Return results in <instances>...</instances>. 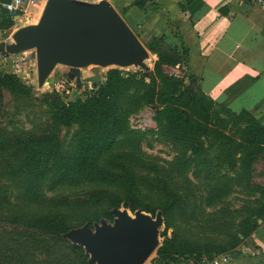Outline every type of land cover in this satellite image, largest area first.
I'll list each match as a JSON object with an SVG mask.
<instances>
[{
    "label": "trees",
    "instance_id": "obj_1",
    "mask_svg": "<svg viewBox=\"0 0 264 264\" xmlns=\"http://www.w3.org/2000/svg\"><path fill=\"white\" fill-rule=\"evenodd\" d=\"M200 3L201 0H181L179 8L193 12ZM134 6L143 12V17L132 28L139 38L137 29L153 13L167 16L171 28V33L153 35L142 41L157 55L152 74L147 77L141 68L137 73L128 74L120 67H111L102 83L86 87L81 94L76 92L70 104L59 95L46 96L54 108L52 115L56 126L78 128L73 139L68 146L64 145L56 129L41 135L21 136L17 141V162L7 168V174L22 186L18 196L32 202L42 200L45 187L55 189L59 185L92 182L124 188L121 194L99 190V195L90 198V204L95 206L103 202L108 208L85 216L77 227L86 222L93 226L101 218L111 221L114 218L111 209L122 205L133 213L142 208L153 216L156 214V209L138 202L137 182L154 192L158 191V184L167 186L161 180L135 178L120 161L119 150H126L129 160L146 134L131 128L128 120L129 111H138L145 105L155 107L154 119L158 125L155 133L180 148L178 162L183 169L194 165L201 170H216L240 164L242 172L249 176L254 163L260 156L264 157V120L250 110L235 112L196 86V75L190 68L189 46L180 29L173 25L170 10L164 9L157 0H135L123 11ZM228 9L229 4L219 8L224 14ZM13 24L12 17L0 15L1 32L9 31ZM177 65L185 70L184 76L170 74L165 69ZM5 89L14 96H31L32 93L16 73H0V114ZM37 100L41 101L39 97ZM7 140L0 127V154L12 147ZM151 168L159 171L156 166ZM256 187L262 200L249 208L237 230L225 239L202 244H188L176 236H167L171 214L180 205L179 197L173 192L172 202L160 205L165 216L161 237L165 239L155 251L152 264H182L188 262L187 258L194 264H203L204 259L222 253L240 255L239 249L246 247L258 255L264 254L253 237L259 220L264 219V188ZM7 192L8 189L0 186V195ZM19 219L24 220L23 229L0 232V264H95L89 262L82 246L63 238V234L74 227L64 211Z\"/></svg>",
    "mask_w": 264,
    "mask_h": 264
},
{
    "label": "rangeland",
    "instance_id": "obj_2",
    "mask_svg": "<svg viewBox=\"0 0 264 264\" xmlns=\"http://www.w3.org/2000/svg\"><path fill=\"white\" fill-rule=\"evenodd\" d=\"M111 1L128 24L134 28L137 22L123 11V8L115 0ZM12 32L0 31V40L11 41ZM142 41L145 42V39ZM22 57L23 54L0 57L1 74L16 73L25 81L31 91L37 90V94L31 93V96H14L9 90H4L0 127H2V135L8 138L7 141L12 143V147L9 150L5 148L0 154V186L3 189H8L7 193L0 195V232L23 229L25 227L24 220L19 219L20 217L55 213L56 211H64L69 215L74 227H77V224L85 216L108 208V205L103 202L95 206L90 204V198L99 195V190L106 189L112 193L121 194L124 188L115 184L90 182L76 186L59 185L55 189L45 187L44 196L39 202H32L18 196L22 186L7 174V168L17 162L19 152L17 141L19 138L29 134L41 135L56 129L59 131L64 145L68 146L78 129L77 127L58 128L52 115L54 108L46 99L47 92L65 98L71 96L65 92L66 90L71 93L77 89L76 81L68 77L69 68L58 65L48 82L39 88L32 84V80L37 79L36 68L29 69L25 74L24 69L18 66V59ZM156 59L151 61L153 65ZM109 69L99 66L82 69L81 80L83 83L79 87V92L86 87L90 88L102 83ZM122 69L128 74H134L140 68L131 66ZM165 69L168 73L176 76L185 75V70L178 65L166 66ZM39 93L44 94L41 101L37 100ZM154 110L155 107L145 105L138 111H129L130 127L145 131L146 134L133 150L134 159L131 158L132 155L128 160L126 150H119L121 163L127 166L128 172L135 178L149 179L154 182L161 180L167 186L161 187L158 184V191L154 192L144 183L137 182L136 198L138 202L158 211L162 203L172 202V193L174 192L179 197L180 205L171 214L167 236H176L188 244H202L205 241L225 239L230 233L237 230L249 208L258 205L262 200L261 192L256 186L264 188V157L260 156L254 163L249 176H245L239 167L240 164L234 168L225 167L216 170H201L194 165L183 169L178 162L180 148L159 133H155L158 130V125L154 119ZM152 166H156L159 171L154 172ZM130 212L134 214L132 211ZM164 239L165 237H161L162 242ZM71 255L73 256V254ZM154 256L153 254L145 264H152ZM186 260L188 263L185 264H192L189 263L193 261L192 259L187 258ZM230 261H233V257Z\"/></svg>",
    "mask_w": 264,
    "mask_h": 264
},
{
    "label": "water",
    "instance_id": "obj_3",
    "mask_svg": "<svg viewBox=\"0 0 264 264\" xmlns=\"http://www.w3.org/2000/svg\"><path fill=\"white\" fill-rule=\"evenodd\" d=\"M11 38L0 40V57L23 54L18 66L25 74L36 68L32 84L39 88L58 65L69 68L68 77L78 86L83 83L81 70L90 66H134L147 77L153 71L150 50L109 0H48L38 22L17 28ZM111 213L113 220L101 218L93 226L86 222L63 238L82 246L90 263L145 264L162 243L163 210L153 216L139 208L132 214L122 205Z\"/></svg>",
    "mask_w": 264,
    "mask_h": 264
},
{
    "label": "crops",
    "instance_id": "obj_4",
    "mask_svg": "<svg viewBox=\"0 0 264 264\" xmlns=\"http://www.w3.org/2000/svg\"><path fill=\"white\" fill-rule=\"evenodd\" d=\"M115 1L126 8L135 0ZM157 1L170 10L173 25L189 46L196 86L217 103L235 112L250 110L264 120V7L254 0H201L190 12L179 8L181 0ZM225 4H229L227 14L219 10ZM127 14L135 21L143 17L136 6ZM138 33L145 40L171 33L168 17L153 13ZM151 55L152 60L157 58ZM253 237L264 252V219L259 220ZM239 250L242 253L232 255L233 261L226 264H264V254L258 255L250 247Z\"/></svg>",
    "mask_w": 264,
    "mask_h": 264
},
{
    "label": "built area",
    "instance_id": "obj_5",
    "mask_svg": "<svg viewBox=\"0 0 264 264\" xmlns=\"http://www.w3.org/2000/svg\"><path fill=\"white\" fill-rule=\"evenodd\" d=\"M48 0H0V15H5L13 18L14 24L9 32L15 31L17 28L37 23L44 7ZM111 3L112 1L109 0ZM264 7V0H254ZM113 4V3H112ZM77 89L70 93L69 90L65 92L71 96L61 97L64 102L70 104L75 99V93L79 92V87L76 83ZM92 88V87H90ZM74 92V93H73ZM65 94V93H64ZM232 255L230 253H222L215 255L211 259H204L203 264H226L230 261Z\"/></svg>",
    "mask_w": 264,
    "mask_h": 264
}]
</instances>
